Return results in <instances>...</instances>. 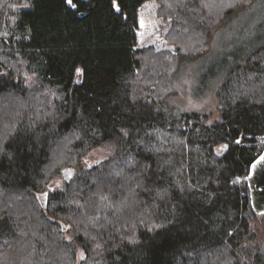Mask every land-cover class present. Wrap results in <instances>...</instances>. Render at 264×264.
Returning a JSON list of instances; mask_svg holds the SVG:
<instances>
[{"label": "trees", "instance_id": "obj_1", "mask_svg": "<svg viewBox=\"0 0 264 264\" xmlns=\"http://www.w3.org/2000/svg\"><path fill=\"white\" fill-rule=\"evenodd\" d=\"M232 2L0 0V264H264V44L225 67L219 119L167 101Z\"/></svg>", "mask_w": 264, "mask_h": 264}, {"label": "rangeland", "instance_id": "obj_2", "mask_svg": "<svg viewBox=\"0 0 264 264\" xmlns=\"http://www.w3.org/2000/svg\"><path fill=\"white\" fill-rule=\"evenodd\" d=\"M232 1L235 2L229 5H236L239 12L216 28L211 38V48L205 54L195 60L181 63L175 78V93L169 95L167 99L170 106L206 113L208 122L220 118L217 90L225 76V67H228L234 59H242L244 53L264 44V0H246L243 3L241 0ZM158 39L162 45H166L165 40L160 36ZM27 82L32 85L35 83V78L28 74ZM221 146L217 148L218 152L224 151L221 150ZM109 154L108 146L93 148L84 156V164L93 166L108 158ZM72 172V169H64L63 177L69 178ZM50 185L62 186L63 178H52ZM251 228L256 231V241L264 242L262 214L254 216Z\"/></svg>", "mask_w": 264, "mask_h": 264}, {"label": "water", "instance_id": "obj_3", "mask_svg": "<svg viewBox=\"0 0 264 264\" xmlns=\"http://www.w3.org/2000/svg\"><path fill=\"white\" fill-rule=\"evenodd\" d=\"M261 156H264V147L257 157L251 162L247 182L250 188V198L252 208L257 214H264V166L257 165L253 169V165ZM264 164V162H262ZM47 192H42L38 195L42 207H46L48 203V194L42 195Z\"/></svg>", "mask_w": 264, "mask_h": 264}, {"label": "snow or ice", "instance_id": "obj_4", "mask_svg": "<svg viewBox=\"0 0 264 264\" xmlns=\"http://www.w3.org/2000/svg\"><path fill=\"white\" fill-rule=\"evenodd\" d=\"M67 3L69 5L75 6V5H73V0H67ZM76 71H77V74L78 75H83V70L82 69H77ZM125 135H126V133H125ZM236 143H240V141L237 140ZM227 148H228V145H226V144L221 146V150H226ZM262 162H264V156H261L260 159L256 161V163L252 166L253 169H255L257 165L264 166V164H262ZM42 195H45L46 196L47 194L44 193Z\"/></svg>", "mask_w": 264, "mask_h": 264}]
</instances>
